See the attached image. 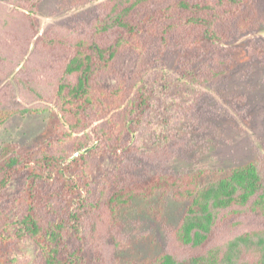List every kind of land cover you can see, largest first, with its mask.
Returning <instances> with one entry per match:
<instances>
[{
  "label": "trees",
  "instance_id": "trees-1",
  "mask_svg": "<svg viewBox=\"0 0 264 264\" xmlns=\"http://www.w3.org/2000/svg\"><path fill=\"white\" fill-rule=\"evenodd\" d=\"M24 2L37 31L41 0L16 6ZM263 25L264 0H103L84 34L41 35L43 47L69 56L50 96L40 81L15 76L23 91L48 103L7 107L0 96V126L16 114L49 112L28 144L6 143L0 151V264H20L13 250L24 238L35 245V264H124L127 210L137 201L168 200L180 205L164 223L170 242L143 264H264V155L188 172L125 163L150 105L144 79L153 63L177 50L186 78L220 85L240 63L264 64V41H241ZM126 52L135 58L129 75L118 69ZM108 77L114 85L105 84ZM106 156L119 166L94 195V166ZM16 177L19 189L8 196ZM103 240L112 245L110 262Z\"/></svg>",
  "mask_w": 264,
  "mask_h": 264
},
{
  "label": "rangeland",
  "instance_id": "rangeland-1",
  "mask_svg": "<svg viewBox=\"0 0 264 264\" xmlns=\"http://www.w3.org/2000/svg\"><path fill=\"white\" fill-rule=\"evenodd\" d=\"M23 1L26 0H0V73L5 74L0 80V96L7 107L37 108L48 102L23 91L15 76L40 81L41 89L50 96L69 53L43 47L38 42L40 36L73 38L84 34L85 23L97 16L103 0H41L36 10L37 31L25 16L28 3L24 2L25 7L16 6ZM247 39L264 41V25L256 35L247 34L241 41ZM134 67L131 52L119 58L121 74L129 75ZM181 68L179 52L168 49L146 73L144 84L150 105L132 135L135 151L125 158V163L188 172L201 167L223 169L264 155V64L240 63L220 85L194 83ZM105 84L114 85L115 79L108 77ZM48 116V111L13 115L0 126V151L6 143L28 144L43 131ZM118 166L119 161L110 156L97 161L93 171L94 195L102 191L106 174ZM21 181V177H16L9 183L8 196L16 194ZM179 206L172 200L162 204L137 201L127 210L129 225L121 248L124 264H143L152 251L170 242L164 223L176 216ZM230 233L222 235L223 240ZM103 242L104 255L110 262L112 245L108 240ZM13 257L20 264H35L34 243L24 238L15 245Z\"/></svg>",
  "mask_w": 264,
  "mask_h": 264
}]
</instances>
